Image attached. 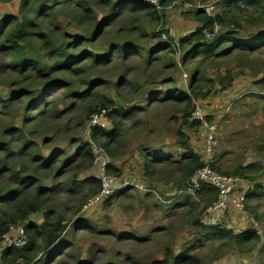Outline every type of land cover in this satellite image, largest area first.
I'll list each match as a JSON object with an SVG mask.
<instances>
[{
    "label": "rangeland",
    "instance_id": "obj_1",
    "mask_svg": "<svg viewBox=\"0 0 264 264\" xmlns=\"http://www.w3.org/2000/svg\"><path fill=\"white\" fill-rule=\"evenodd\" d=\"M20 1L0 0V20L17 17ZM80 1L85 4L83 0ZM224 1L171 0L164 8H157L159 21L140 15L129 16L124 22L121 21L122 25L116 24L110 29L111 35L107 40L113 43L119 39L117 31L123 32L133 26L137 31L132 37H123L129 38L130 42L146 52L154 49L158 41L170 39L175 45L198 26L193 17L196 10H203L202 7L212 4L215 8L210 16H214L221 12ZM87 6L92 7L91 4ZM65 12L70 14V10ZM69 14L57 15L52 20V24L58 25L55 35L61 41L66 39L65 33L84 34V29L78 28L76 20ZM44 32L51 34L46 28ZM23 51L27 52L26 46ZM232 52L220 59L190 58L185 66L181 65L183 53L180 51L172 55L157 53L154 58H158V61L149 63L145 54L143 59L115 61L108 66L91 67L87 72L91 74V80L105 83L95 89L97 97L108 98L117 107L126 104L142 108L144 106L138 99L143 93H163L164 89H171L190 96L188 84L193 74L199 71L201 94L193 103L201 104L211 117L210 123L216 124V167L222 171H231L237 165L257 164L264 167V49L252 54ZM10 75V72H0L1 99L14 91L13 88L9 90L10 81L17 82L21 87L29 86L30 89H33V83L36 89L42 87L36 80H30L34 74L14 75L13 78ZM119 81L125 83L119 86ZM72 82L75 84V80ZM79 87L81 90L84 88L82 85ZM45 100L47 103L54 102L56 109L28 125L29 131L32 129L36 135L42 133L35 137L34 142L44 157L57 150L71 157L81 143H88L90 148L101 150L97 165L105 164V177L110 178L115 186L124 183L126 189H132L129 196L116 193L93 207H87L91 198L86 197L89 189H80L70 195L60 192L51 196L49 201L52 202L47 209H53L58 219L66 220L68 216L71 219L64 234L71 248L62 264H74L77 257L89 259L93 253L98 254L97 264H151L153 259H160L164 255L165 249L173 254L188 250V254L201 264H264V190L258 191L261 197L245 203V215L249 221L247 230L256 231L258 236L253 248L249 249L246 244L239 247L226 241L201 238L199 228L193 225L204 208L198 196L189 193L187 185L177 188L173 180L159 179L155 173L154 178L144 176L142 155L145 151L161 150L177 158L181 153L177 146L179 134L203 158L207 131L203 126L190 128L183 124V105L159 106L155 103L145 113L141 112L124 123L121 134L114 141L107 142V152L101 148L105 141L100 139L94 142L90 137L89 126L93 115L88 119L84 106L92 101V96L83 102L77 100L70 111L67 110L70 100H65L62 95H48ZM20 112L17 113L19 119ZM100 121L103 125H110L104 117H100ZM6 125L21 128L18 119L2 120L0 133ZM45 141H48V146L44 145ZM84 172L92 173L96 179L101 175V169L95 166ZM73 174L74 171L69 170L57 180L48 176L42 179V185L63 191L67 183L74 179ZM252 177L251 185L254 187L263 181L264 173ZM130 185L141 187V190L133 189ZM247 188L238 187V193L245 192ZM43 212L31 215L25 224H42ZM78 220L85 221L96 232L72 231ZM57 246L54 244L36 259L55 253Z\"/></svg>",
    "mask_w": 264,
    "mask_h": 264
},
{
    "label": "trees",
    "instance_id": "obj_2",
    "mask_svg": "<svg viewBox=\"0 0 264 264\" xmlns=\"http://www.w3.org/2000/svg\"><path fill=\"white\" fill-rule=\"evenodd\" d=\"M83 1L92 7L80 0H21L17 17L9 16L0 20V72H10L11 78L14 75L34 74L30 80L34 79L42 86L36 89L33 83V89H30L29 86L21 87L17 82L8 81L9 90L13 88L14 91L5 98H0V122L18 119L21 123V128L6 125L0 133V240L10 225H22L28 238L27 245L22 249L3 250L0 264H62L71 248L70 243L64 239L67 222L71 219L69 216L66 220L58 219L53 209H47L52 202L49 201L51 196L59 195L60 192L70 195L80 189H89L86 197L90 198L101 190L100 180L92 173L84 172L95 165L88 143H81L71 157H67V153L60 150L44 157L34 142L35 137L42 133L36 135L32 129L29 131L28 125L38 118L43 119L56 109L54 102H46L48 95H62L65 100H70L67 107L69 111L75 107L77 100L83 102L85 99L90 100L92 96V101L84 106L87 118L90 119L92 115L104 117L110 125L89 126L90 137L94 142L100 139L105 141L101 148L108 152L107 142L114 141L121 134L124 123L141 112L145 113L155 103L159 106L183 105V124L190 128L202 126L190 120L195 105L193 100L201 94V80L199 71H196L188 84L190 96L164 89L163 93H143L138 99L144 106L142 108L126 104L117 107L110 99L94 94L101 82L90 79L91 74L87 71L91 67L108 66L115 61L124 62L134 58L143 59L145 54L149 63L158 61V58H154L157 53L172 55L177 51L183 53L181 65L185 66L190 58L220 59L234 50L252 54L264 49V0H226L221 12L214 16L207 15L204 10H196L193 17L198 26L190 34L180 38L175 45L170 39L158 41L156 47L147 52L130 42L129 38L123 37H132L137 31L133 26L123 32L117 31L119 39L113 43L107 40L111 35L110 29L116 24L122 25L121 21L124 22L129 16L140 15L159 21L157 8H164L171 0H160L157 6L145 0ZM66 10H70V14ZM66 14L76 20L77 27L84 29V34L79 36L65 33L66 39L62 42L55 35L58 25L52 24V20L57 15ZM45 28L50 35L44 32ZM24 46L27 52L23 51ZM173 66L176 67L175 64ZM72 80H75V84ZM123 83L125 82L119 81L118 85ZM103 84L105 83L101 85ZM81 85L84 86L82 90L79 87ZM19 111L20 119L17 116ZM206 121L210 123L211 117L206 116ZM47 142L45 141V146H48ZM177 146L181 150L177 158L161 150L145 151L142 155L144 176L154 178L155 173L159 179L173 180L177 188L187 185L195 171L205 166L206 158L196 154L181 134ZM215 164L216 162L211 165L215 172L249 182H253L252 176L264 173V167L257 164L237 165L231 171H222ZM107 169L109 171L110 167ZM69 170L74 171V179L67 183L65 190L43 187V178L52 176L53 180H57ZM130 190L132 189H124L117 194L129 196ZM259 190L261 189L254 185L246 198L261 197ZM195 194L204 205L202 214L193 223L199 228L201 238L208 241H226L239 247L246 244L249 249L253 248L258 240L254 230L232 235L231 230L223 228L222 224L215 227L202 226L200 219L205 209L216 201L217 193L213 187L202 184ZM40 211H44L42 224H25L31 215ZM77 222L72 231L76 229L96 232L85 221ZM54 244L58 245L55 253L36 259ZM188 253L186 250L173 254L165 249L164 255L160 259H153L151 264H201ZM97 256L98 254L93 253L89 259L74 258V264H97Z\"/></svg>",
    "mask_w": 264,
    "mask_h": 264
},
{
    "label": "built area",
    "instance_id": "obj_3",
    "mask_svg": "<svg viewBox=\"0 0 264 264\" xmlns=\"http://www.w3.org/2000/svg\"><path fill=\"white\" fill-rule=\"evenodd\" d=\"M150 4L157 6L160 0H145ZM214 6L212 4L206 5L202 9L207 15H211L214 11ZM190 120L200 123L205 127L207 131L206 136V163L205 166L197 171L188 179L187 181V191L189 193H196L200 190L202 184H207L216 190V201L207 207L200 219V224L204 227H215L221 225L226 214L231 209H236L238 211H243L244 209V199L246 193H237V184L239 179L235 177L221 175L215 172L211 165L215 162L214 149L217 145L216 140V124L208 123L206 121V114L202 106L195 103L193 111L190 115ZM90 126L101 127L100 117L93 115L90 119ZM91 152L94 156V166L101 169V175L98 178L101 183V190L96 195L88 200L87 207H93L100 204L104 199L110 198L119 191L126 189L125 184L113 185V181L105 177V164L100 163L102 166L97 165L99 152L101 150L96 149L91 146ZM133 189L141 190V187L136 185H130ZM260 189L264 190V180L261 181L260 185H257ZM253 189V187L251 188ZM232 235H239L243 231L239 229H232ZM28 243V238L25 234L24 227L22 225H10L7 232L1 237L0 240V256L3 250L8 248L22 249Z\"/></svg>",
    "mask_w": 264,
    "mask_h": 264
},
{
    "label": "crops",
    "instance_id": "obj_4",
    "mask_svg": "<svg viewBox=\"0 0 264 264\" xmlns=\"http://www.w3.org/2000/svg\"><path fill=\"white\" fill-rule=\"evenodd\" d=\"M263 99H264V97H263ZM203 110H204L206 116H208L206 111H205V109H204V107H203ZM105 126H107V125H105ZM203 158H206V149H205V151L203 150ZM217 159H216V161H217ZM248 182L249 181H247V180L239 179L238 184H237V188L239 187L240 189L241 188L245 189V188L248 187L245 192H241V193H246L245 199H244V209H243V211H238L236 209H231L226 214L227 216L224 218L225 220H223V222H224L223 226L225 228L230 229V227H231V229H235V228H239V229H243V230L249 229V221H248V219L246 218V215H245V203H246V201L252 200L251 198H246V196H247L248 191L252 190L251 188L253 186L251 185L252 184L251 182H249V183ZM250 185H251V187H249ZM236 192L238 193V190ZM225 225H227V226H225Z\"/></svg>",
    "mask_w": 264,
    "mask_h": 264
},
{
    "label": "water",
    "instance_id": "obj_5",
    "mask_svg": "<svg viewBox=\"0 0 264 264\" xmlns=\"http://www.w3.org/2000/svg\"><path fill=\"white\" fill-rule=\"evenodd\" d=\"M42 1H48V0H42Z\"/></svg>",
    "mask_w": 264,
    "mask_h": 264
}]
</instances>
